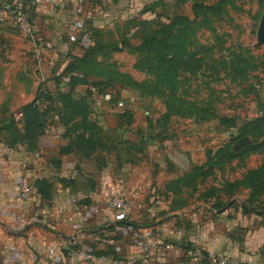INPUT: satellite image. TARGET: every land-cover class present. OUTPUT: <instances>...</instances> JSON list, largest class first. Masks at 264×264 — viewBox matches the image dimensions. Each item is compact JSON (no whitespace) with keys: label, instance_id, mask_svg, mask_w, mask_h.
<instances>
[{"label":"crops","instance_id":"1","mask_svg":"<svg viewBox=\"0 0 264 264\" xmlns=\"http://www.w3.org/2000/svg\"><path fill=\"white\" fill-rule=\"evenodd\" d=\"M168 3L176 5L36 0L32 23L47 45L38 72L25 57L28 42L0 21V264H213L212 254L264 264V209H244L242 199L223 212L199 205L162 214L153 194L128 185L113 167L106 117L119 112L97 108L86 86L71 84L82 74L66 71L94 46L120 47L129 24L156 18ZM41 83L51 101L41 109L56 111L30 140L21 110ZM38 178L45 180L40 187ZM22 182L33 193L19 198ZM113 190L127 198L125 221L107 210Z\"/></svg>","mask_w":264,"mask_h":264},{"label":"rangeland","instance_id":"2","mask_svg":"<svg viewBox=\"0 0 264 264\" xmlns=\"http://www.w3.org/2000/svg\"><path fill=\"white\" fill-rule=\"evenodd\" d=\"M180 1L151 19L157 31L175 16L188 18L165 43L141 52L109 44L94 54L88 83L111 82L105 92L124 103L115 111H127L121 119L106 117L113 167L128 185L153 194L162 214L199 205L223 209L242 199L264 209V192L248 200L249 189L227 187L264 162V147L229 159L262 139L243 133L264 116V44L257 38L264 3L232 0L212 11L218 0H196L194 14L193 0ZM129 25L138 44L141 30ZM25 57L39 68L31 53Z\"/></svg>","mask_w":264,"mask_h":264},{"label":"trees","instance_id":"3","mask_svg":"<svg viewBox=\"0 0 264 264\" xmlns=\"http://www.w3.org/2000/svg\"><path fill=\"white\" fill-rule=\"evenodd\" d=\"M177 5L181 4L180 0H174ZM187 0H183V3H186ZM192 1V0H190ZM194 2L191 5L192 12L196 14L197 12V2L196 0H193ZM262 3H264V0H261ZM233 5L232 0H218L217 3L210 7L209 9L212 11H220L224 9L226 5ZM152 20H142L140 22H134V25L137 30H141L140 32V40L138 44L131 43V39H133L132 36L134 35H123L121 37V40L119 42V45L121 49H129L136 52L146 51L148 47L153 45L155 42L159 43H165L168 38L171 35H174L176 26L182 25L184 22H188V18L185 16H175L172 21L168 25H164L161 29L154 31L149 25H151ZM136 30V31H137ZM143 31V32H142ZM164 32V35L163 33ZM142 33V34H141ZM132 37V38H131ZM162 37H165L164 40H162ZM113 49L118 48L119 46L113 45ZM102 48L100 46H94L87 51L84 52L83 56L81 58L76 59L78 63V67H76L75 62L72 60L69 62L68 66L66 67L67 72H74L78 70L82 74L81 79H74L72 80L71 84H76L77 82L81 83L82 85H88L93 84L97 89L99 93H105L107 86L111 84V82L103 83L100 82L98 79H94L95 81H92L88 83V78L92 77V73H94V68L91 71L90 66L93 65V57L96 52H98ZM120 49V48H119ZM142 66V65H141ZM140 66V67H141ZM138 67V66H137ZM90 70V71H89ZM95 75V73H94ZM103 83V84H102ZM44 83L39 84L36 99L33 103L26 105L22 108V116L24 121V128H25V135L28 139H33L39 131H42L45 126V120L46 118L52 113L55 112L56 109L54 106L48 105L43 110V106L46 103H51L50 101V95L47 89H42ZM87 92L90 94V92L87 90ZM91 96V94H90ZM117 97L113 95V99L110 101L109 107L114 108L115 110H119L121 107H117ZM53 103V102H52ZM121 110V109H120ZM118 117L119 119L126 116L127 111H118ZM250 135L254 139L262 138L261 142L257 145L249 146L246 150L242 151H233L234 153L229 156V159H235L236 155H244V154H254L257 153L261 148L264 147V116H262L260 119L252 122V124H249L247 128L245 129L243 135ZM234 157V158H233ZM237 158V157H236ZM218 164H224L223 162H218ZM45 183V180L43 178L38 179L37 186L40 187L42 184ZM227 187H236V188H247L250 190V195L248 200H250L253 197H257V193L264 192V162L256 167L255 169L249 170L243 178L235 180L232 183H228ZM232 205V204H231ZM247 204H243L242 207L246 209ZM220 210L222 208H213Z\"/></svg>","mask_w":264,"mask_h":264},{"label":"built area","instance_id":"4","mask_svg":"<svg viewBox=\"0 0 264 264\" xmlns=\"http://www.w3.org/2000/svg\"><path fill=\"white\" fill-rule=\"evenodd\" d=\"M36 8V0H7L6 4L0 7V21H10L13 23L19 35L28 42L29 53L33 60L41 65L47 51L45 39L35 30L32 23V15ZM87 90L90 92L93 102L97 108H106L113 99L112 93H99L98 89L93 84L87 85ZM117 107H123L122 99H117ZM39 179V178H38ZM33 188L27 182L20 184L19 198L32 194ZM75 205L77 200L72 199ZM107 210L112 219L116 222L126 220L127 215V198L118 191L113 190L107 202ZM131 229V227H129ZM147 234V233H146ZM210 262L213 264H244L236 261L230 256L210 255Z\"/></svg>","mask_w":264,"mask_h":264},{"label":"water","instance_id":"5","mask_svg":"<svg viewBox=\"0 0 264 264\" xmlns=\"http://www.w3.org/2000/svg\"><path fill=\"white\" fill-rule=\"evenodd\" d=\"M257 38L259 43L264 44V9L260 18V22L258 25V30H257ZM35 101V100H33ZM246 142V139L244 138L242 141L239 142V145H243ZM230 205V203L228 204V206ZM227 208V206H226ZM225 209V208H224ZM224 210H221V212H223Z\"/></svg>","mask_w":264,"mask_h":264}]
</instances>
